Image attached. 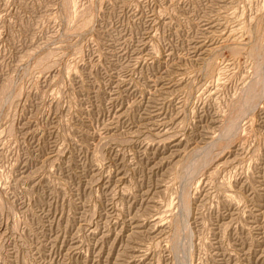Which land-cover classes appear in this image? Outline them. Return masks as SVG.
I'll list each match as a JSON object with an SVG mask.
<instances>
[{"label":"rangeland","instance_id":"rangeland-1","mask_svg":"<svg viewBox=\"0 0 264 264\" xmlns=\"http://www.w3.org/2000/svg\"><path fill=\"white\" fill-rule=\"evenodd\" d=\"M0 264H264V0H0Z\"/></svg>","mask_w":264,"mask_h":264}]
</instances>
